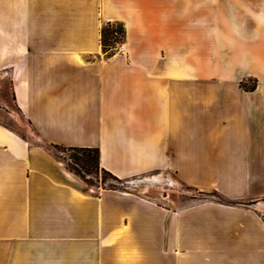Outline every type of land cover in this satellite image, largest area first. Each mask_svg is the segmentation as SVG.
Wrapping results in <instances>:
<instances>
[{"label":"crops","instance_id":"0c3cea01","mask_svg":"<svg viewBox=\"0 0 264 264\" xmlns=\"http://www.w3.org/2000/svg\"><path fill=\"white\" fill-rule=\"evenodd\" d=\"M1 74L37 143L0 124V264H264V0H0ZM47 146L222 202L103 188Z\"/></svg>","mask_w":264,"mask_h":264},{"label":"rangeland","instance_id":"374dc122","mask_svg":"<svg viewBox=\"0 0 264 264\" xmlns=\"http://www.w3.org/2000/svg\"><path fill=\"white\" fill-rule=\"evenodd\" d=\"M104 35V44L106 45L105 49L107 50L115 48L122 41L120 38V26L118 24H113L112 27H104ZM0 124L11 129L32 143H37V139L31 133L28 123L20 116L14 106L9 90L8 76L2 74L0 75ZM47 148L72 173L103 188L133 191L139 194L165 192L170 194V204L174 203L180 207L203 201L222 202L221 198L214 191H204L167 180L165 184L158 186L154 184L156 182L154 181V179H156L154 178L155 175H148L127 181H118L108 174L103 173L100 168L96 166V163L94 162L95 155L92 152L75 153L61 147L53 148L47 146ZM86 155L93 160V162L89 163L87 166L84 163V157ZM254 207L258 213L262 215V218H264V200Z\"/></svg>","mask_w":264,"mask_h":264},{"label":"trees","instance_id":"16d2710c","mask_svg":"<svg viewBox=\"0 0 264 264\" xmlns=\"http://www.w3.org/2000/svg\"><path fill=\"white\" fill-rule=\"evenodd\" d=\"M108 27H112L113 25H107ZM115 34H117L116 32H114ZM120 33H121V40L123 38V29L122 27L120 26ZM104 38H105V35H104V28L102 30V35H101V39H102V46L103 48H105V44H104ZM53 148H59L58 146H52ZM68 150L72 151V152H75V153H86V152H92L94 153L95 155V159H94V162L96 163V166L99 168V165H98V156H99V153H98V150H95V149H77V148H69ZM93 162L92 159L89 158V156H85L84 157V163L85 165H89V163ZM103 173L105 174H108L107 172H105L104 170H101ZM109 176H111L110 174H108ZM112 178H114L113 176H111ZM115 180H117L116 178H114ZM119 181V180H118Z\"/></svg>","mask_w":264,"mask_h":264},{"label":"bare ground","instance_id":"6f19581e","mask_svg":"<svg viewBox=\"0 0 264 264\" xmlns=\"http://www.w3.org/2000/svg\"><path fill=\"white\" fill-rule=\"evenodd\" d=\"M154 181H161V177L154 179Z\"/></svg>","mask_w":264,"mask_h":264}]
</instances>
